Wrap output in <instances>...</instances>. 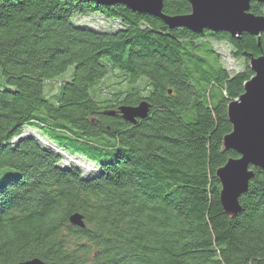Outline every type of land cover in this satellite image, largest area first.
I'll return each instance as SVG.
<instances>
[{
	"label": "trees",
	"instance_id": "obj_1",
	"mask_svg": "<svg viewBox=\"0 0 264 264\" xmlns=\"http://www.w3.org/2000/svg\"><path fill=\"white\" fill-rule=\"evenodd\" d=\"M190 12L188 0H164V14ZM250 12L264 16V2ZM93 16L114 27L72 20ZM210 40L244 69L224 68ZM262 51L264 32L171 29L123 4L0 0V264H264V170L253 168L233 219L216 177L239 157L222 149L227 106L253 76L247 54ZM116 72L126 88L103 97ZM141 102L150 110L136 123L106 114ZM75 212L85 227L70 223Z\"/></svg>",
	"mask_w": 264,
	"mask_h": 264
},
{
	"label": "water",
	"instance_id": "obj_2",
	"mask_svg": "<svg viewBox=\"0 0 264 264\" xmlns=\"http://www.w3.org/2000/svg\"><path fill=\"white\" fill-rule=\"evenodd\" d=\"M98 4H123L140 13L161 18L171 29L184 27L194 33L204 30L225 31L239 37L243 33L258 36L264 32V16L250 12L252 2L264 0H188L191 12L184 15L163 13L164 0H91ZM260 45V43H259ZM253 76L244 84V92L227 106V115L232 130L222 140L223 151L234 150L239 157L230 158L216 171L221 184L220 202L225 214L235 218L242 207L240 197L248 192L255 176L253 168L264 170V53L258 57L247 54ZM150 106L141 102L137 106H121L108 115L120 113L130 122L148 116ZM69 221L78 227H85L81 213H73ZM17 264H45L40 258H33Z\"/></svg>",
	"mask_w": 264,
	"mask_h": 264
},
{
	"label": "rangeland",
	"instance_id": "obj_3",
	"mask_svg": "<svg viewBox=\"0 0 264 264\" xmlns=\"http://www.w3.org/2000/svg\"><path fill=\"white\" fill-rule=\"evenodd\" d=\"M74 23L80 24L84 21L87 25L92 26L93 28H99L101 30H108L112 27H114L113 23L109 21H105L99 16H93V17H86V18H73L72 19ZM83 20V21H82ZM86 20V21H85ZM211 44L214 48V50L219 54L220 56V61L221 64L224 68H226L230 72H239L244 69L245 62L243 59H239L233 55V49L232 47L225 41H216V40H210ZM202 42V40H198L197 43ZM72 72V69H70L67 73L61 75L60 77H65L66 75L69 76ZM123 76L119 74L118 72L113 73L109 76H107L101 83L100 87L103 89L104 93H101L103 97H107L111 99L110 94L113 92H116L117 90L120 89H125V82L123 80ZM58 81H54L52 83H49L46 86V91L48 94H55L58 90ZM140 87H142L145 83L144 80L138 83ZM102 91V90H101ZM100 94V93H99ZM25 134H32L36 136L40 141L48 142V140L41 135L38 131L35 129H29L27 128L25 130ZM63 153V151H60ZM64 154V161L62 162L63 164H71L74 163L78 166H80L85 173H90L95 170V165L92 162H89L88 160H85L81 157L78 156H71L70 154ZM7 172H9L7 169H0V176L5 175Z\"/></svg>",
	"mask_w": 264,
	"mask_h": 264
}]
</instances>
